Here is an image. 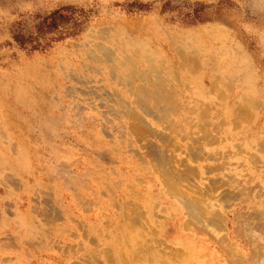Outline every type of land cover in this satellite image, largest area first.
I'll return each instance as SVG.
<instances>
[{
  "label": "rangeland",
  "instance_id": "1",
  "mask_svg": "<svg viewBox=\"0 0 264 264\" xmlns=\"http://www.w3.org/2000/svg\"><path fill=\"white\" fill-rule=\"evenodd\" d=\"M2 159L0 264H239L228 245L264 264V0H0ZM176 182L223 229L197 232ZM23 209L39 233L21 250ZM159 237L189 262L137 256Z\"/></svg>",
  "mask_w": 264,
  "mask_h": 264
},
{
  "label": "bare ground",
  "instance_id": "2",
  "mask_svg": "<svg viewBox=\"0 0 264 264\" xmlns=\"http://www.w3.org/2000/svg\"><path fill=\"white\" fill-rule=\"evenodd\" d=\"M110 53V52H109ZM96 60V59H95ZM113 73H114V71H113ZM115 78V77H114ZM86 85V84H85ZM124 97V96H123ZM150 97L149 96H147V94L146 93H144V94H140L139 96H138V99L140 100V101H144V100H147V99H149ZM162 99V98H161ZM158 101V100H157ZM160 101V100H159ZM161 102V101H160ZM142 106H145V104L142 102V104H141ZM148 111H149V109H148ZM134 115V117L136 118L135 119V123H134V125H133V130L135 131V132H137V134L140 136V138H139V140L141 141L143 138L142 137H144L145 136V134H148V133H151L152 131H151V129L148 127V124H145V122H144V118L143 119H141L139 116H137V115H135V114H133ZM132 115V116H133ZM143 117V116H142ZM146 118V117H145ZM148 121V120H147ZM117 128V127H116ZM166 138V137H165ZM168 139H169V136H168ZM163 141V140H162ZM167 141V140H166ZM164 143V142H163ZM164 144H166V143H164ZM195 144V143H194ZM143 145V144H142ZM145 145L147 146V147H149V154L151 155V156H153L154 157V159H155V161L157 162V166L159 167V169L161 170V171H163L164 172V174H165V176L169 179V180H173L174 178H177V174H178V172L180 171V170H178V172L176 171V168H175V164L173 165V159H171L167 154H165V152H163V150L162 149H160V147L161 146H163V145H161V146H159L158 145V147L153 143V142H151V141H147L146 143H145ZM172 145V144H171ZM191 146H193V145H191ZM166 147L167 148H169V146H168V144L166 145ZM191 148V147H190ZM145 149V148H144ZM192 151V150H191ZM171 152H172V150H171ZM173 153V152H172ZM175 157V156H174ZM198 158V157H197ZM5 160H7V159H2V160H0V167H3L4 165H6V162L7 161H5ZM198 161V160H197ZM174 162H175V160H174ZM186 162H188V160L186 161ZM184 163H185V161H184ZM190 165V164H189ZM179 168V167H178ZM196 168H197V166H196ZM184 170V169H183ZM190 170V169H189ZM190 172V171H189ZM181 173V172H180ZM191 173V172H190ZM211 173V172H210ZM161 174V173H160ZM193 174V173H192ZM191 174V176H193ZM200 174V173H199ZM182 175V174H181ZM185 175V174H184ZM186 176H187V174H186ZM199 176V175H198ZM164 177V176H163ZM178 177H179V174H178ZM195 177H197V176H195ZM195 177H194V179H195ZM208 177V176H207ZM179 178H181L182 179V176L181 177H179ZM178 178V179H179ZM184 178V177H183ZM165 179V178H164ZM167 179V180H168ZM177 180V179H176ZM176 180H174V182L176 181ZM183 180H185V178L183 179ZM178 181V180H177ZM168 182V181H167ZM181 182H182V180L180 181V182H178V184L180 183L181 184ZM189 182V181H188ZM191 182V181H190ZM168 185H169V183H168ZM215 185V184H214ZM170 186H172L173 187V191H175L176 193H178V194H180V196L182 197V201L185 203V205L187 206V208L190 210V212L194 215V217H195V219L197 220V222H198V224L199 225H197L196 226V230H197V232H201V233H203V232H206L208 229H209V227L210 226H212V225H214V226H218L219 227V229L221 230V229H223V225H224V221H225V216L223 215V214H221V213H215V212H211L210 213V215L209 214H207L206 213V211L205 210H202V209H200L198 206H197V204H196V200H194V199H192V198H190V197H188V196H186V191H184L185 193H183L182 191L181 192H177V189L175 188V186L177 187V182L175 183V184H170ZM180 186V185H179ZM195 186V185H194ZM172 187H170L171 189H172ZM215 187V186H214ZM211 188V187H210ZM215 189H216V187H215ZM181 190V189H180ZM212 190H214V189H212L211 188V190L210 191H212ZM193 191V190H192ZM175 192H172V194L173 193H175ZM228 195V194H227ZM118 204V203H117ZM198 205H200L199 203H198ZM118 206V205H117ZM142 207V206H141ZM136 208H138V207H136ZM189 212V211H188ZM246 216V215H245ZM143 217H145V216H143ZM141 218V217H140ZM140 221V220H139ZM163 225V224H162ZM261 225V224H260ZM258 225L259 227L258 228H263V225ZM164 226V225H163ZM249 227V226H248ZM164 230V229H163ZM209 234H210V236L211 237H213V235L211 234V232H208ZM86 235V234H85ZM224 238V237H223ZM222 238V239H223ZM149 239H150V237H149ZM227 239V238H226ZM226 239L224 238V240L226 241ZM141 241V240H140ZM149 241H151V239L149 240ZM216 241H217V239H216ZM121 242H123L122 241V238H121ZM155 244H153V243H141L138 247H137V256L139 257V258H144V257H151L152 259H150V258H148L146 261H148L149 262V259H150V261L151 262H174V261H177V262H189V260H188V256H189V254L191 253V248L190 247H187L186 249V251L188 252L186 255H183L182 254V251L180 250V249H177V248H173L164 238H162V237H159V238H157L155 241ZM153 244V245H152ZM164 245V246H163ZM228 245V244H227ZM163 246V247H162ZM73 247V246H72ZM172 247V248H171ZM228 247V251H229V253H230V255H231V258H232V256H234L235 257V255H237L236 256V262H239V264H246L245 262V260L241 257V255H239V253H237V250H235L234 249V247L233 246H231V245H228L227 246ZM264 246H262L261 248H263ZM111 248V247H110ZM154 248V249H153ZM260 248V249H261ZM74 249V248H73ZM166 249H168L169 251L167 252V250ZM154 250V251H153ZM158 252H161L162 253V255L161 256H158V255H152V254H156V253H158ZM155 251H156V253H155ZM165 252H167V253H169V255L171 256L170 258H171V261H168V260H166L165 258H163L162 256H163V253H165ZM159 254V253H158ZM263 255V254H262ZM260 257V256H259ZM230 258V259H231ZM234 259V258H233ZM110 262V261H109Z\"/></svg>",
  "mask_w": 264,
  "mask_h": 264
},
{
  "label": "crops",
  "instance_id": "3",
  "mask_svg": "<svg viewBox=\"0 0 264 264\" xmlns=\"http://www.w3.org/2000/svg\"><path fill=\"white\" fill-rule=\"evenodd\" d=\"M77 197V196H76ZM85 198L87 200H90V201H95L93 200L94 198L92 196H85ZM103 201V200H102ZM28 214V211L27 210H21L20 212H16V217L19 218L18 221L21 223L20 224V227H12L9 231L7 230L6 231V236H8L7 238L11 239L13 244H15V246H18L17 248H20L21 250H23L24 246H27L29 248V246H33L35 244V238L33 239V235L35 236L36 234H38L39 232L37 233H34V232H30L31 230L27 227L26 228V225L24 224L25 220H26V215ZM73 219H77V218H74ZM71 220H72V217H71ZM89 224V226L91 227H96V223L95 222H87ZM104 224H108V222H103ZM97 228V227H96ZM62 227L61 225L59 227H54L53 228V238H52V241H53V244L56 248V246H59L61 243H62ZM69 236H70V245L71 246H74L76 245V241H77V236H78V232L76 231V228L74 227H70L69 228ZM86 237L89 238V240L94 243V244H97V242H99V240H97L95 237H89V232L86 230ZM108 238V236H107ZM106 242L107 240L104 239ZM103 240V237H102V241L104 242ZM76 243V244H75ZM108 243V242H107ZM38 244L41 245V241L38 242ZM108 246V244H106ZM106 246V247H107ZM105 247V250H108L109 248L106 249ZM19 249V250H20ZM25 250H27L29 256L32 255V252L29 251L26 247H25ZM17 261V259H16ZM62 260L60 258L58 259H54L53 262H61ZM19 262V261H18ZM29 262H39V261H34L31 259V261L29 260ZM73 262V261H71ZM74 262H77V261H74Z\"/></svg>",
  "mask_w": 264,
  "mask_h": 264
}]
</instances>
